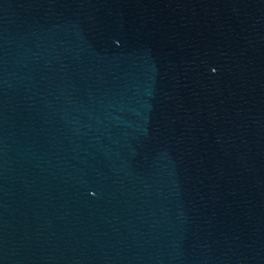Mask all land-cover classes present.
Listing matches in <instances>:
<instances>
[{
  "label": "water",
  "instance_id": "1",
  "mask_svg": "<svg viewBox=\"0 0 264 264\" xmlns=\"http://www.w3.org/2000/svg\"><path fill=\"white\" fill-rule=\"evenodd\" d=\"M0 264H264V0H0Z\"/></svg>",
  "mask_w": 264,
  "mask_h": 264
}]
</instances>
